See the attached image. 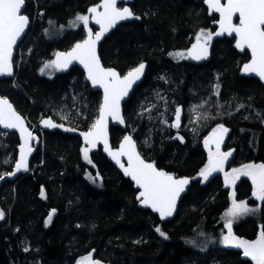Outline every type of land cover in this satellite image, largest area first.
I'll use <instances>...</instances> for the list:
<instances>
[{"label": "trees", "instance_id": "1", "mask_svg": "<svg viewBox=\"0 0 264 264\" xmlns=\"http://www.w3.org/2000/svg\"><path fill=\"white\" fill-rule=\"evenodd\" d=\"M98 1L26 0L23 14L30 27L16 48L14 77L0 78V95L29 126L50 117L86 130L96 118L100 92L90 89L78 67L53 68L52 73L41 69L55 53L83 39L82 22H69L87 15ZM130 8L140 19L118 25L99 46L103 65L120 74L147 63L142 82L123 103L126 129L111 126V144L129 132L146 160L179 176L196 177L207 158L203 138L223 124L229 131L222 150H232L226 168L264 163V86L242 72L248 53H238L233 39L213 36L205 61L176 55H186L200 29L215 31L216 16L208 14L202 0H134ZM177 108L179 128L171 126ZM37 133L41 142L33 146L28 170L0 180L5 215L0 220V264H76L90 252L105 264H254L219 242L230 205L221 172L209 181H192L175 217L161 221L137 206L132 183L101 149L89 153V164L78 135ZM18 144L13 132L0 136V174L13 172ZM89 173H99V179L93 183ZM234 191L236 200L259 211L235 220L233 233L256 239L264 226V201L253 198L247 176ZM157 226L168 239L155 231Z\"/></svg>", "mask_w": 264, "mask_h": 264}, {"label": "snow or ice", "instance_id": "2", "mask_svg": "<svg viewBox=\"0 0 264 264\" xmlns=\"http://www.w3.org/2000/svg\"><path fill=\"white\" fill-rule=\"evenodd\" d=\"M205 3L212 12L219 14V30L216 32L200 29L196 33L195 43L187 50V53L179 52L177 56L191 58L194 60L206 59L213 36H223L225 34L235 37V47L241 51L250 50L251 58L243 65L242 71L248 74H255L264 81V0H205ZM26 0H0V75H12L13 71V50L17 45L30 20L22 9ZM99 9H103L100 11ZM92 14L91 18L95 24L100 26V31L95 32L89 25V15L78 14L74 21L69 23L73 26L77 22H82L88 30L87 39L77 43L70 51L55 53V60L46 62L41 72L46 69L55 68L57 70L66 69L73 61H78L87 71V79L93 86L103 88V103L99 106V114L92 119L88 125V130L80 135L84 138L85 147L81 149L83 158L89 164L92 163L89 152L97 143L102 142L104 150L112 156L118 165L123 168L124 174L130 176L141 191L137 199L146 207H150L158 213L161 220L173 216L177 199L185 191V186L190 183L189 178H177L174 174L158 169L155 162H146L139 152L136 151V144L131 136H125L120 148L113 152L108 143V119L124 123L121 115V101L128 96L133 85L139 81L146 67L141 61L138 66L131 68L125 75L121 76L113 68H105L97 55V42L115 27L120 21L131 18L140 19L128 6L118 7V0H101V3L88 9ZM234 17H238V23H234ZM52 24V21H49ZM63 27V26H61ZM47 32V30H45ZM171 55V54H170ZM163 79V77H161ZM219 94V85H216ZM208 119L206 115L204 117ZM214 118V117H213ZM181 121V109L175 112V121L172 127L179 128ZM42 123L51 128L63 127L55 124L51 118L42 120ZM0 127L3 129H16L19 131L23 143L20 145L19 159L15 162V171L0 174V180L5 176H14L16 172L28 170L27 157L33 151L31 141L36 137L25 126L23 118L15 111L12 104L6 98L0 97ZM67 131L75 129L68 128ZM229 129L223 124H217L211 133L204 139V145L209 150L208 162L199 170L198 175L203 181H208L215 172H224V164L231 152H222L221 144ZM6 133H0L3 135ZM183 142V137H178ZM215 145V152L211 146ZM127 157V167H125L119 157ZM4 163H10L5 160ZM247 176L253 185L252 196L259 201H264V163H248L239 168H233L231 172H224L226 186L234 188L235 182L241 177ZM93 183L99 179V173L95 177L91 173L87 177ZM231 207L223 214V227L227 229L226 234H221L219 242L225 246H233L242 249L243 256L250 258L254 264H264V226H261L256 239L248 240L236 236L233 233V222L236 218L247 214H254L258 208H249L246 201L237 202L235 191L232 192ZM41 196H44L43 189ZM55 209L52 210V213ZM5 215L0 211V220H4ZM52 219V214L48 216L46 224ZM155 231L164 239H168L167 234L157 226ZM203 235V233H201ZM139 243V241H137ZM28 251V248L24 249ZM77 264H100V261L93 259L92 253L81 257Z\"/></svg>", "mask_w": 264, "mask_h": 264}, {"label": "water", "instance_id": "3", "mask_svg": "<svg viewBox=\"0 0 264 264\" xmlns=\"http://www.w3.org/2000/svg\"><path fill=\"white\" fill-rule=\"evenodd\" d=\"M202 1H203V5H204L205 8L207 9L208 14H210V9H209L208 5L205 3V0H202ZM133 2H134V0H118V7H120L119 4L122 3V4H123L122 6H128V7L130 8V4L133 3ZM225 2H226V0H221V3H225ZM100 3H101V0H99L96 4L89 6L88 9L91 8V7H94V6L98 5V4H100ZM23 9H24V8H23ZM23 9H22V14H23ZM88 9H87V15H89V25H88V27L91 28L92 31H93V34H95V32L100 31V26L97 25V24H95V21L91 18L92 14L88 12ZM130 9H131V8H130ZM99 10L102 11L103 9H99ZM211 14H214V15L217 16V19H216L215 21L212 22V25L215 27V31H214V32H216V31L219 30V25L216 23V21L219 20V14H218V13H215V12H212ZM211 14H210V15H211ZM236 19H237V22H235ZM132 20H133V18L118 22V23L116 24L115 27L111 28L108 32H106L105 35L101 38V40L97 42V45H96V51H97V55L99 56V58H100V55H99V46H100V44L102 43V41H103V40H104V39H105V38H106V37H107V36H108L113 30H115V29L117 28L118 25H120V24H122V23H126V22H129V21H132ZM233 22H234V23H238V17H234ZM29 27H30V23H29L28 27L25 29V32L22 34V36L20 37V39L17 41V45L14 46V50H13V59H14L15 54H16V48H17L19 42H20V41L23 39V37L27 34ZM84 32H85V35H84L83 39H81L80 41L75 42V43H74L70 48H68L67 50H65V51H60V52H67V51H70L71 48L74 47L75 44H77V43L83 41L84 39H87V32H88V30H87L85 27H84ZM223 36H225L226 38L232 39V38L234 37V34H233L232 36H229V35H227V34H225V35H223ZM223 36H219V37H223ZM214 37H217V36H214ZM194 43H195V42H194ZM191 46H192V45H191ZM191 46H190L189 48H191ZM233 47L235 48V50H236L238 53H240V54L243 53V51H241L240 49H237V48L235 47V37H234ZM189 48H188V49H189ZM247 51L249 52L250 57H249V59H248V61H247L246 63H248V62L250 61V58H251L250 50H247ZM210 53H211V43H210V46H209L208 56H207V58L209 57ZM55 58H56V57H55V55H54L53 60H55ZM207 58H206V59H207ZM206 59H201V60H194V59H192V60H194V61H198V62H203V61H205ZM100 61H101V58H100ZM143 62L145 63L146 67H145V69H144V72H143V75H142L141 79H140L139 81H137V82L133 85L132 89L129 91L128 96L125 97L124 99H122V101H121V115H122L123 117H124V115H123V103H124L125 101L128 100V98H129L130 95L132 94V92H133V90L135 89V87H136L137 85H139V84L142 82V80H143V78H144V76H145V73H146V70H147V63H146L145 61H143ZM101 64L103 65L102 61H101ZM103 66H104V65H103ZM136 66H138V64H137ZM136 66H135V67H136ZM72 67H78V68L83 72L84 79H85V81L87 82V84L89 85V87H90V89H91L92 91H98V92H100V95H101V97H100V105H101V104L103 103V98H104L103 88H101V87H99V86H93L92 82H91L90 80L87 79V71H86V69H85L84 66H83L82 64H80L78 61H73L71 64H69V66H68L66 69H63V70H69V69L72 68ZM104 67H105V68H113V67H107V66H104ZM133 68H134V67H133ZM242 68H243V67H242ZM113 69H115V68H113ZM115 70H116V69H115ZM116 71L119 73L118 70H116ZM128 71H129V70H128ZM128 71H127V72H128ZM127 72H125L124 74H121V76L125 75ZM242 72H243V71H242ZM243 74H245L246 76L253 77V78L257 79V80H258V81L264 86V81L260 80V78L257 77L255 74H248V73H245V72H243ZM13 77H14V66H13L12 75H6V74H5V75H0V78H13ZM0 97H2V98H6V97H3V96H1V95H0ZM6 99L9 101V103H11L10 100H9L8 98H6ZM11 104H12V103H11ZM100 105H99V106H100ZM12 106H13V108L15 109V107H14L13 104H12ZM15 111H16V112H17V113L23 118L24 123H25V126L29 129V131H31V132L33 133V136L36 137L35 140H33V141L30 142V143H31V147H32V149H33V146H34V145H38V144H40V142H41V138H40L39 134L37 133V129H39V130L42 131V132H43V131H50V132H52V131H56V130H57V131H61V132H64V133H69V134L78 135V136L80 137V140H81L82 145H83L84 147L86 146L85 143H84V138L80 135V133L83 132V131H87L88 128H87L86 130H78V129H75L74 131H67L66 129H68V128H71V129H74V128L69 127L68 125H65V124H63V123L56 122V121H54L52 118H51V120H52L55 124L63 125V127H55V128L47 127V126H45V125L42 123V120H44V119H49L50 117H43V118H41V119L38 121V123H37V125H36L35 128H30L29 125L27 124L25 118H24V117H23V116H22V115H21L16 109H15ZM98 114H99V108H98L97 116H98ZM111 126L119 127V128H121V129L125 130V129H126V122H125V119H124V123H123V124L119 123V122L116 121V120H112L111 117H109V119H108V143H109V147L111 148V150H112L113 152H115V151H117V150L120 148V145H121V143H122L123 140H124V137H125V136H131V137H132V135H131L129 132H125L124 135L122 136V138L120 139V141L118 142V144H117L116 146H113V145L111 144V140H110V128H111ZM0 129H3V128L0 127ZM3 130H8V131L13 132V133L16 134V136H17V138H18V141H19V144H18V147H17V156H16V158H17V160H18V159H19V155H20L19 148H20V145L23 143V140L21 139L20 133H19V131L16 130V129H3ZM132 139H133V141H134L135 144H136V141L134 140L133 137H132ZM98 149H101L102 154L107 158V160H108V161H109L114 167H116V169H117V170L123 175L124 178L130 180V182L132 183L133 189L136 190L135 199H136V201H137V206H138L139 208L149 210V211H150L151 213H153L154 215H157L158 218L161 220V218H160V216H159L158 213L154 212L150 207H146V206H144V205H143V204L137 199V197H138V195H139V191H141V189L138 188V186L135 184V181H133V180L131 179L130 176H126V175L124 174L123 168H122L120 165H118V164L116 163V161L112 158L111 155H109L108 152H106V151L104 150V145H103L102 142L97 143V145H96L94 148H92V149L90 150L89 153H91V152H95V151H97ZM136 151L139 152L138 147H137V144H136ZM32 153H33V151L28 155V157H27V162H28L29 159L31 158ZM139 153H140V152H139ZM140 155H141V154H140ZM141 157H142L143 159H145L142 155H141ZM119 159H120L121 163H122L125 167H127V157H126V156H121V157H119ZM17 160H16V161H17ZM145 161H146V162H155V163H156L155 160H146V159H145ZM207 162H208V157L205 159V161H204L202 167H203ZM14 165H15V164H14ZM156 166H157V165H156ZM202 167H201V168H202ZM157 168H158V167H157ZM158 169H161V168H158ZM162 170L166 171L165 169H162ZM13 171H15V167H14ZM166 172H169V173H171V174H174V176H176L177 178H189L190 183H189L188 185L185 186V191H184L183 193H181L180 196L178 197V199H177V205H176V210H175L173 216H171V217H167V218H165L164 220H161V221L172 220V219L175 217L176 212H177V208H178V205H179V202H180V200L182 199V197L187 193L188 188L190 187L192 181H194L196 178H202V177H200L198 174L196 175V177H187V176H179L178 174H176V173H174V172H170V171H166ZM16 173H17V172H16ZM218 174H220V172H215V173H213L212 176L209 178V180L213 179V178L216 177ZM248 179H249V182H250L251 186L253 187L251 179H250L249 177H248ZM209 180H208V181H209ZM243 239H245V238H243ZM248 240H254V239H248ZM232 247H233V246H232ZM234 248H236V247H234ZM236 249L239 250V251L243 254L242 249H239V248H236ZM246 258H248V257H246ZM248 259H250V258H248ZM250 260H251V259H250Z\"/></svg>", "mask_w": 264, "mask_h": 264}, {"label": "rangeland", "instance_id": "4", "mask_svg": "<svg viewBox=\"0 0 264 264\" xmlns=\"http://www.w3.org/2000/svg\"><path fill=\"white\" fill-rule=\"evenodd\" d=\"M80 23H81V22H80ZM53 71H54L53 68H50V69H48L47 72H48V73H49V72L52 73ZM213 128H214V127H213ZM213 128H212V129H213ZM212 129H211V131H212ZM211 131H210L209 133H207L206 136H205V137L203 138V140H202V142H203V147H204V149H205V152H206V154H207V157L209 156V150H208V148H206L205 145H204V139H205V138L211 133ZM227 134H228V133H227ZM227 134L224 136V140H225ZM224 140H223V142H224ZM222 145H223V143L221 144V151H222V152H231V155H232V150L223 151V150H222ZM211 148H212V151L215 152V150H216V149H215V145H212ZM231 155L228 157L227 161L229 160V158L231 157ZM227 161H226L225 164H224V172H231V170H232L233 168H226V163H227ZM224 172H221V175H222L223 185H224L226 188H228V191H229V197H230V205H229V208H230V207H231V204H232V195H231V194H232V192L234 191V188H233L232 186H226V184H225V179H224ZM241 177H242V176H241ZM241 177H240V178H241ZM240 178H239V179H240ZM239 179H238V180H239ZM238 180L235 182V184L238 182ZM253 198L256 199L255 197H253ZM256 200H257V199H256ZM243 201H244V200H243ZM257 201H258V202H261V201H259V200H257ZM237 202H239V201L237 200ZM229 208H228V209H229ZM228 209H227V210H228ZM227 210H226V211H227ZM226 211H225V212H226ZM238 218H239V217H238ZM238 218H236L235 220H237ZM47 220H48V218H47ZM235 220H234V221H235ZM223 221H224V220H223ZM48 223H49V222H48ZM48 223H47V224H48ZM226 233H227V231H226V229H225V233H224V234H226ZM82 257H83V256H82ZM80 258H81V257H80ZM80 258H79V259H80ZM79 259H78V260H79ZM93 259H94V258H93ZM78 260H77V261H78ZM94 260H96V259H94ZM77 261H76V264H77ZM96 261H99V260H96ZM253 263H254V262H253ZM100 264H105V263H103V262L100 261Z\"/></svg>", "mask_w": 264, "mask_h": 264}, {"label": "built area", "instance_id": "5", "mask_svg": "<svg viewBox=\"0 0 264 264\" xmlns=\"http://www.w3.org/2000/svg\"><path fill=\"white\" fill-rule=\"evenodd\" d=\"M30 128H35L36 126H33V127H31V126H29ZM37 130H39V129H37ZM7 131L8 130H3V129H0V133H7ZM6 134H3V135H0L1 137H4Z\"/></svg>", "mask_w": 264, "mask_h": 264}, {"label": "flooded vegetation", "instance_id": "6", "mask_svg": "<svg viewBox=\"0 0 264 264\" xmlns=\"http://www.w3.org/2000/svg\"><path fill=\"white\" fill-rule=\"evenodd\" d=\"M216 16V15H215ZM216 19H217V16H216ZM215 20V19H214ZM235 22H237V19L235 20ZM213 26V25H212ZM214 27V26H213ZM215 28V27H214ZM229 39V38H228ZM233 39V42H234V37L232 38ZM245 52H247L248 53V55H249V57H250V54H249V52L247 51V50H245V51H243V53L242 54H244Z\"/></svg>", "mask_w": 264, "mask_h": 264}]
</instances>
